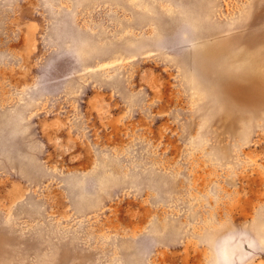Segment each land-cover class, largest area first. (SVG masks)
<instances>
[{
	"label": "rangeland",
	"instance_id": "rangeland-1",
	"mask_svg": "<svg viewBox=\"0 0 264 264\" xmlns=\"http://www.w3.org/2000/svg\"><path fill=\"white\" fill-rule=\"evenodd\" d=\"M0 264H264V0H0Z\"/></svg>",
	"mask_w": 264,
	"mask_h": 264
}]
</instances>
